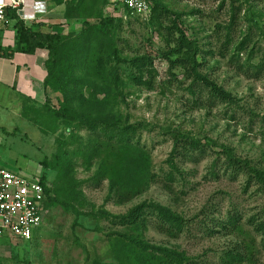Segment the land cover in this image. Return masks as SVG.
<instances>
[{"label":"rangeland","instance_id":"1","mask_svg":"<svg viewBox=\"0 0 264 264\" xmlns=\"http://www.w3.org/2000/svg\"><path fill=\"white\" fill-rule=\"evenodd\" d=\"M151 2L156 15L140 19L112 0H63V15L49 18L42 29L63 37L58 69L75 66L74 48L83 44L87 25L111 35L122 61L116 64L120 79L110 88L109 78V101L102 105L90 101L91 89H82L80 81L90 76L76 65L62 82L52 79L43 97L19 101L13 120L9 99L0 105V167L44 176L55 201L47 204L30 241L0 239V264H134L124 236L182 253L194 264H264L262 236L250 222L264 207V193L256 180L248 184V174L227 170L223 152L231 149L264 178V0ZM111 17L113 25L105 21ZM174 26L198 47V74L231 102L183 69L170 68L168 51L179 36ZM10 30L17 39L14 24ZM37 58L44 65L48 52L38 50ZM137 58L147 63L142 81L151 78L149 86L130 77L136 72L127 62ZM79 115L135 128L132 142L149 156L147 176L138 171V186L129 181L137 191L110 192L108 179L97 176L99 158L92 149L107 139L101 127L90 131L76 121ZM184 152L194 160L182 157ZM143 203L169 209L185 220L184 228L169 230L149 209L144 226L128 225L129 211ZM230 217L236 219L233 227L227 225Z\"/></svg>","mask_w":264,"mask_h":264},{"label":"trees","instance_id":"2","mask_svg":"<svg viewBox=\"0 0 264 264\" xmlns=\"http://www.w3.org/2000/svg\"><path fill=\"white\" fill-rule=\"evenodd\" d=\"M48 1L56 5H61L63 2V0ZM157 8V5L152 7L151 17L152 15H156ZM126 14L128 15V13ZM4 19L14 22V29L17 39L14 50H0V57L10 59L12 54L16 52L35 55L38 50H46L48 52V58L43 65L47 73L46 79L44 81V88L49 86V83L54 78H56L58 82H62L64 74H66L68 71L75 70L76 65H83V68L86 69V72L93 80L87 76L84 77L82 81H80L82 89L85 88L92 90L90 93V101H96L102 105H106V103H108L109 78L110 88L113 85L119 83L120 73L116 64L122 62L117 55L118 51L115 45V40L111 35H106V32L97 31L90 25H87V30L82 39L83 44L80 45L79 48L75 45L74 48L76 50L78 49L77 53L74 51L75 66H73L71 69H58V49L59 44L63 40L62 36L49 32L44 33L42 29L47 27L43 24L33 23L30 27H26L23 21L19 19L16 11L10 8L6 9V12L4 13ZM105 21L110 25H113L116 19L111 17ZM175 21L178 22L177 16L175 17ZM176 22H174V24H176ZM174 28L179 36L174 47L168 51L167 61L170 65V68L178 67L183 69L186 77L193 78V80L195 78L196 81L203 82L210 88L214 96L231 102L232 98L229 94L224 92L215 84L209 83L198 74V67L200 66V63L197 61L199 51L196 43L194 41L188 40L184 33L180 31L177 26H174ZM113 62H115L114 65H112ZM109 64L110 73L107 69ZM127 64H129L131 68L135 69L136 74L130 75V77L135 80V82L147 86L151 84V78L148 81H142V68L147 65L144 59L137 58L128 61ZM150 72L151 71L149 70L147 73L150 74ZM134 75L137 77H134ZM101 93L106 95L103 97V99L98 100L97 94ZM62 112L63 111H60L56 114L59 117L67 119V114ZM75 120L79 121L83 125H86L90 131H95L101 127V130L106 136L107 143L102 144L97 149H92V151L94 157L99 158V170L97 172V176L100 178L106 177L108 179L110 184V192L137 191L134 185H130L129 181L135 180L138 186L139 180L135 177V174L138 171H142V173H144V178L147 176L149 156L143 149H140L137 142H132L133 136L135 135V128L131 126H120L119 124H112L111 122L109 123L99 119L92 120L91 118H88L87 120L86 115H79L75 118ZM90 123L93 124L90 125ZM197 145L198 143L195 141H191L189 143V146L192 149H196ZM175 151L177 152L176 149H174V152ZM223 152L226 157V169L234 173L242 172L246 175L248 174V184L251 182V180H256L258 182L259 189L264 193V178L258 174H255L254 169L251 168L246 161L236 158L231 149L224 147ZM188 153L189 152L182 153V157L185 156V159L188 157L189 160H194L192 155H189ZM58 161L60 162L61 160L58 159ZM59 162H57V164H59ZM42 166L46 170L52 169L51 165L47 162H43ZM170 167L172 169L171 171H176L180 174V170L177 168L175 163H171ZM107 173L109 174L108 176L105 175ZM129 173H132V176L129 175ZM167 179L169 181L172 180L171 174L168 175ZM41 184L46 188V193L48 195L47 203L45 205V208L47 209V204L50 205L51 203H55V201L49 197L46 179L44 176L41 177ZM146 209L151 210L152 214L157 215L161 223L164 225L166 224L169 230L181 232L186 224L182 217L172 213L169 209L151 203H143L129 211L127 224L133 227H137L140 224L144 226V222L146 220ZM235 220L236 219L234 217H230L227 219V225L233 227ZM250 222L254 230L262 236L261 246L264 249V207L260 214L255 216ZM211 232L214 233V231ZM122 241H127V256L133 260L134 264H194L190 258H187L182 253L152 246L149 243L135 237L132 238L124 236ZM236 257L237 260H241L240 254H236ZM231 260H234V257H232Z\"/></svg>","mask_w":264,"mask_h":264},{"label":"built area","instance_id":"3","mask_svg":"<svg viewBox=\"0 0 264 264\" xmlns=\"http://www.w3.org/2000/svg\"><path fill=\"white\" fill-rule=\"evenodd\" d=\"M112 4L130 17L147 19L151 15V0H112ZM46 2L40 0H0V22L4 10L16 11L24 23L47 14ZM41 175L23 176L0 167V239L30 241L41 227L48 195L41 184Z\"/></svg>","mask_w":264,"mask_h":264},{"label":"crops","instance_id":"4","mask_svg":"<svg viewBox=\"0 0 264 264\" xmlns=\"http://www.w3.org/2000/svg\"><path fill=\"white\" fill-rule=\"evenodd\" d=\"M46 2L47 14L40 15L36 22L27 23L26 27H30L33 23L45 25L49 18H57L55 14L64 13L63 7L66 3L61 5H56L48 0H40ZM59 10V11H58ZM63 15V14H62ZM19 17V16H18ZM14 24L13 21H8L4 19L0 22V50L1 51H13L16 46V39L10 37L11 34L10 27ZM47 73L44 66L40 63L37 58V53L35 55H29L25 53H13L10 59L0 57V105H3V101L9 99L11 104H8L11 113L8 112L10 120L14 118L11 116H17L19 112V101L39 99L44 96L45 88L44 81L46 79ZM1 90H6L10 92L9 95H5ZM10 96V98H9ZM1 109L3 110L4 108ZM7 111V110H6ZM25 128V126L23 127Z\"/></svg>","mask_w":264,"mask_h":264},{"label":"water","instance_id":"5","mask_svg":"<svg viewBox=\"0 0 264 264\" xmlns=\"http://www.w3.org/2000/svg\"><path fill=\"white\" fill-rule=\"evenodd\" d=\"M6 12V9L4 10V13Z\"/></svg>","mask_w":264,"mask_h":264}]
</instances>
